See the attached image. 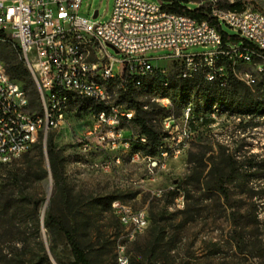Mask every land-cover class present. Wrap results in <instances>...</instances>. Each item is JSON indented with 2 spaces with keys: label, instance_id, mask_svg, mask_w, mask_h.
<instances>
[{
  "label": "rangeland",
  "instance_id": "rangeland-1",
  "mask_svg": "<svg viewBox=\"0 0 264 264\" xmlns=\"http://www.w3.org/2000/svg\"><path fill=\"white\" fill-rule=\"evenodd\" d=\"M190 1L188 6L192 9L196 8L192 2H203L205 10L211 3V0ZM233 2L234 0H218L219 4L226 5ZM242 3L243 7L250 6L264 12V0H242ZM113 5L114 0H83L81 15L93 19L94 11L98 10L99 15L95 20L104 23L111 17ZM222 28L231 34L235 32L226 24H222ZM107 50L117 59L122 57L112 47H107ZM191 51L202 52L205 48L198 46ZM170 54L172 51L169 49L147 53L150 57H165ZM158 64L165 71L153 77V84H146L138 90V99L153 111L152 123L166 145H175L181 134H173L175 139L170 134H165L162 119L171 113L180 116L186 104H191L194 110L190 122L191 134L180 143L183 151L177 158H168L165 169L154 168L144 158L145 155L154 154L150 153L151 149L142 151L140 147H135L126 151L121 147L109 150L97 145L96 136L87 134L94 126L96 113L87 100L77 99L70 103L65 109L64 122L49 133L54 135L55 143L63 150L66 183L73 201L80 205L84 218L81 239L91 250L94 264H119L117 257L120 244L125 245V253L131 262L138 264L143 261V264H148L146 252H150L154 232L149 225L137 238L130 240L127 230L120 224L115 213L102 212L101 208L92 204L93 198L119 200L134 209L145 208L149 215L152 208L158 211L161 205H168V215L163 222L167 237L161 243L155 264H264V197H260V181L264 180L261 179L264 171L257 177L254 168L248 169L246 165H241V162L248 160L264 166V116L237 108L245 100L247 92L255 101L264 99V62L255 59L251 63H239L236 66L238 75L248 73L255 79L251 84L229 73L227 62H219L217 68L223 65L224 72L228 75L227 82L223 85L220 78L210 80L208 68L204 66L193 74L194 80H190L193 77L183 75L185 67L180 62L165 60ZM215 70L213 67L211 72ZM213 88L216 91L209 98L208 94ZM181 89L185 90L182 92ZM120 95L118 92L116 103L126 106V103L120 101ZM163 96L169 97L173 103L170 113L154 100ZM32 109L40 110L39 101ZM122 127L126 138L140 132L135 122L124 123ZM84 140L93 142L91 150L83 151ZM40 144L38 142L33 145L12 162L0 165V188L10 186L15 172H25L27 176L30 174L25 189L31 194L33 201L26 203L25 212L17 214L15 221L0 215V264H5L4 254H12L15 243L21 247L23 241L27 242L26 250H32V253L39 252L41 242L53 264H60L58 259L65 263L72 259L70 246L64 236L58 234L55 242H52L41 222L52 199L54 201L51 205L56 212L64 205L61 194H55L51 173L42 179L36 176L40 173L36 156ZM226 147L239 161V167L244 166L240 169L244 175L230 185L229 201L226 193L199 189L195 180L199 174L201 182L210 180L208 173L220 155L225 154L226 159ZM137 151L141 153L140 157L133 158ZM118 156L120 163H116L110 170L94 165ZM191 159L194 161L191 162ZM44 166L49 168L46 156ZM194 169L196 174L192 175ZM256 185L259 187L251 189ZM180 191L186 195L183 207L178 206L177 201ZM9 193L11 189L5 192ZM12 196L16 198L12 202L16 203L17 194ZM184 209H187V213H180ZM10 211L13 213V209ZM255 216L260 221L259 225L250 223ZM39 222L40 234L36 236L35 228ZM235 230L246 235L243 252L235 244L231 246L229 243ZM99 232L106 234L100 243L95 236ZM253 234L258 237L254 239ZM261 237L262 244L254 247L250 243ZM32 253L26 259L27 264H30L28 259Z\"/></svg>",
  "mask_w": 264,
  "mask_h": 264
},
{
  "label": "built area",
  "instance_id": "built-area-1",
  "mask_svg": "<svg viewBox=\"0 0 264 264\" xmlns=\"http://www.w3.org/2000/svg\"><path fill=\"white\" fill-rule=\"evenodd\" d=\"M192 3L196 8L204 7L203 2ZM82 4L83 0H0V48L10 44L20 51L36 83L40 103V110L32 109L27 90L11 77L0 56V165L12 162L38 142L45 147L50 131L61 126L66 107L77 99L101 106L87 132L96 136L97 145L129 151L135 142L147 144L144 133L130 138L123 135L122 124L133 123L136 110L117 104L116 97L130 88H143L148 79L164 72L160 61L180 62L185 77L207 67L208 78H220L222 85L228 75L223 65L217 68L219 62H227L233 75L248 84L255 79L248 73L238 75L236 66L255 59L264 62V12L250 6L233 10L211 0L206 14L234 29L233 34L240 38L226 42L208 19L172 12L162 0H114L111 17L104 23L81 15ZM111 46L122 54L120 59L108 52ZM198 46L205 51H191ZM162 49L172 54L147 55ZM213 67L216 70L212 73ZM154 100L164 109H173L169 97ZM143 107L149 108L147 104ZM193 113L191 104H186L180 116L171 113L162 119L165 134L173 139V134L181 135L175 145L164 142L157 155L144 156L154 168L165 169L168 158L182 153L180 143L191 134ZM92 147V141H82L83 151ZM140 155L137 151L133 158ZM116 163H120L119 156L94 165L110 170ZM177 201L178 206H184V192L180 191ZM112 208L130 240L151 223L145 208L134 209L119 200L112 202ZM118 247L119 264H130L125 245Z\"/></svg>",
  "mask_w": 264,
  "mask_h": 264
},
{
  "label": "trees",
  "instance_id": "trees-1",
  "mask_svg": "<svg viewBox=\"0 0 264 264\" xmlns=\"http://www.w3.org/2000/svg\"><path fill=\"white\" fill-rule=\"evenodd\" d=\"M165 2L172 12L175 13H186L197 19H208L213 25H215L222 33L224 41H238L240 38L237 34H231L225 31L222 28L221 23L217 19L210 18L206 12L204 7L199 8H189L188 4L191 2L190 0H162ZM221 7H228L233 10H241L243 9L242 0H234L233 3L228 5L219 4ZM19 56H18V55ZM0 56L5 60L7 70L10 73L11 77L21 82L24 88L27 90L31 103L33 106L37 105L38 101V90L36 87V83L34 78L26 67L24 60L21 57L20 51L17 48H14L10 44H5L0 48ZM229 71L232 74L231 67L229 66ZM193 77V75L191 76ZM190 80H194V77ZM153 78L148 79L146 84H153ZM248 91L250 88L247 87ZM138 88H130L127 91L121 92L120 101L126 103L128 108H134L136 110V117L134 122L137 124L139 131L144 133V135L148 138L147 144H135L132 149L135 147H140L139 149L143 151L147 149H151L150 155H156L159 153L160 146L164 144V142L160 138V134H158L155 125L152 123L153 111L150 108H144L143 103L139 101V92ZM182 92L185 89H181ZM215 89L213 88L208 97L210 98L213 93H215ZM215 97V96H214ZM89 104L98 111L100 109V105H97L95 102L91 100H87ZM156 105V104H155ZM177 105V104H176ZM176 107H179L176 106ZM238 109L247 111L249 113H255L264 116V99L255 101L251 94L247 92L245 96V100L242 101L237 106ZM170 111L171 110H167ZM229 148L226 147V159L225 154L220 155L218 161H216L208 173V178L205 183L201 182V174L197 175L196 183L198 184L199 189L206 190H217L220 193H226V199H230L229 191L230 185L236 181L240 176L242 177L244 174L241 172V167L247 166L248 169L254 168L255 175L260 177V172L264 171V166L258 165L254 162H248V160L240 163L236 160L233 154L228 152ZM36 156L38 157V169L39 174H36L38 179H42L49 172L51 173L54 184H55V194H61L63 198L64 207L60 209V211L56 212L53 207V199L51 200V204L49 208L46 210L45 216L41 221L48 233L52 238V242H55V237L59 235H63L66 239L67 244L70 246L72 259L68 262H61L58 259L60 264H94L93 257L91 255V250L87 248V246L83 243L81 236L83 235L84 230V218L80 212V205L73 201L70 189L66 183L65 179V157L63 150L60 149L54 140V135L49 134L46 142V149L44 150V146L41 142L38 147V151ZM45 156L48 158L49 168L44 166ZM194 160L191 159V162ZM246 163V164H245ZM195 169L193 170L192 175H195ZM30 176V174L28 173ZM191 175V176H192ZM27 173L25 172H15L10 180V188L1 187L0 188V215H5L10 221L16 220V215L19 213L25 212V207L27 202H33L31 194L27 192L25 189V185L28 182ZM261 179H264L261 178ZM261 186L260 189L262 192L260 193V197H264V180L260 181ZM255 187H259V185L252 186L251 189H255ZM9 189H11V193L5 194ZM259 191V189L257 190ZM17 194L18 198L16 203H13L12 199L14 198L12 195ZM174 193V192H173ZM186 197V195H185ZM112 199L109 198H93L92 204L101 208L102 212H111L112 208ZM227 205V202H226ZM155 208V204H154ZM11 209H13V213H11ZM114 213V211H113ZM180 213H187V209L181 210ZM168 215V205H161L158 211L152 208L150 218V229L154 232V240L151 242L149 251H147L146 260L148 264H155L157 260V253L160 250L161 243L167 237V229L163 222L166 220ZM250 223L259 225L260 221L258 217L255 216L253 221ZM40 222L37 223L35 228L36 236L40 234ZM93 233V231H92ZM97 242L100 243L101 239L106 236L105 233H98L95 235ZM255 234H253V238L256 239ZM250 241V240H249ZM230 245L240 249L243 252V247L246 245V235L242 232L235 230V235L231 237ZM255 247L257 244L263 243V238H259L258 240L250 241ZM217 245L218 243H214ZM94 245V244H93ZM92 245V246H93ZM27 242H22V246L18 247L15 243V251L10 253H5L3 256V260L5 264H27V258L32 250L27 251ZM52 251L54 250L52 246ZM171 250V249H169ZM32 256L28 259L30 264H53L50 260V256L46 252L45 246L40 242V250L37 253H32ZM118 260V259H117ZM130 260V259H129ZM144 262H138V264H143ZM130 264H134L133 261Z\"/></svg>",
  "mask_w": 264,
  "mask_h": 264
},
{
  "label": "water",
  "instance_id": "water-1",
  "mask_svg": "<svg viewBox=\"0 0 264 264\" xmlns=\"http://www.w3.org/2000/svg\"><path fill=\"white\" fill-rule=\"evenodd\" d=\"M98 15H99L98 10H95V11H94V14H93V17L96 18V17H98ZM111 47L114 48L113 46H111ZM114 49H115V48H114ZM115 50H116V52H118L117 49H115Z\"/></svg>",
  "mask_w": 264,
  "mask_h": 264
}]
</instances>
